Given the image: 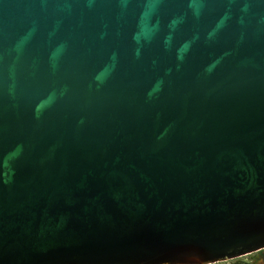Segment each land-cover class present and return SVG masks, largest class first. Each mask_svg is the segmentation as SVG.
<instances>
[{"label": "water", "instance_id": "1", "mask_svg": "<svg viewBox=\"0 0 264 264\" xmlns=\"http://www.w3.org/2000/svg\"><path fill=\"white\" fill-rule=\"evenodd\" d=\"M260 249L264 0H0V264Z\"/></svg>", "mask_w": 264, "mask_h": 264}, {"label": "flooded vegetation", "instance_id": "2", "mask_svg": "<svg viewBox=\"0 0 264 264\" xmlns=\"http://www.w3.org/2000/svg\"><path fill=\"white\" fill-rule=\"evenodd\" d=\"M213 264H264V249Z\"/></svg>", "mask_w": 264, "mask_h": 264}]
</instances>
